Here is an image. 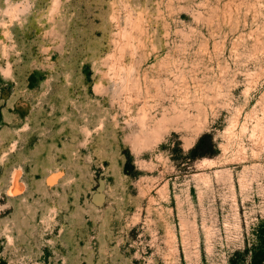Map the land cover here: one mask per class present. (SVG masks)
<instances>
[{"label": "rangeland", "instance_id": "obj_1", "mask_svg": "<svg viewBox=\"0 0 264 264\" xmlns=\"http://www.w3.org/2000/svg\"><path fill=\"white\" fill-rule=\"evenodd\" d=\"M0 264H264V0H0Z\"/></svg>", "mask_w": 264, "mask_h": 264}, {"label": "bare ground", "instance_id": "obj_2", "mask_svg": "<svg viewBox=\"0 0 264 264\" xmlns=\"http://www.w3.org/2000/svg\"><path fill=\"white\" fill-rule=\"evenodd\" d=\"M8 12V11H7ZM204 162V161H202ZM206 162V161H205ZM204 164V163H203ZM202 164V165H203ZM57 175H50L49 178H48V182H52L54 181L57 177ZM23 189V185L20 183L19 179H18V173L15 172L12 176V179H11V186L9 187V190H8V195H12V194H15L17 193L18 191L21 192V190ZM98 195V194H97ZM97 197V196H96ZM95 201V200H94ZM96 201L98 202V200L96 199Z\"/></svg>", "mask_w": 264, "mask_h": 264}]
</instances>
